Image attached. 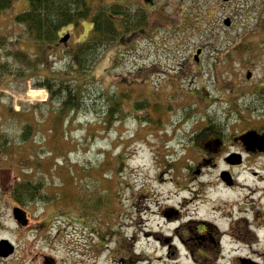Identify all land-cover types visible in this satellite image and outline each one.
Wrapping results in <instances>:
<instances>
[{
	"label": "rangeland",
	"instance_id": "1",
	"mask_svg": "<svg viewBox=\"0 0 264 264\" xmlns=\"http://www.w3.org/2000/svg\"><path fill=\"white\" fill-rule=\"evenodd\" d=\"M103 1L145 7L150 26L102 50L85 72L71 53L88 37V20L62 28L59 35L67 32V39L47 45L24 38L13 19L26 0H14L0 12V241L12 248L0 256V264H213L211 254L206 260L201 256L202 242L189 219L220 217L225 227L227 220L213 213L214 204L228 210L246 191L216 187L210 194L217 201L203 200V185L225 166L221 159L214 161L193 178L201 153L189 134L208 116L239 125L232 128L236 132L251 122L264 124L261 117L244 121L247 111L235 120L244 104L254 115H264L259 99L264 94V0ZM16 48L33 55V67L7 53ZM196 48L202 49L199 63L193 60ZM42 76L86 83L91 92L88 109L61 117L65 126L56 133L47 90L35 85ZM28 90H40L42 97L28 98ZM107 92L123 94L127 112L104 128ZM142 96L149 107L135 109L132 103ZM15 113L21 116L16 119ZM155 118L158 126L151 121ZM27 120L32 129L21 142L19 125ZM230 149L244 158L232 169L238 180L251 188L264 185L258 182L264 177V156L246 154L241 146ZM22 177L39 185L37 192L46 198L27 205L12 200L9 192ZM263 196L259 190L252 203L246 198L252 211L236 227L242 241L225 244L216 264H237L229 258L231 249L264 264V234L259 242L245 235L256 208L264 216ZM97 198L99 208L90 209ZM168 209L178 213L165 216Z\"/></svg>",
	"mask_w": 264,
	"mask_h": 264
},
{
	"label": "trees",
	"instance_id": "2",
	"mask_svg": "<svg viewBox=\"0 0 264 264\" xmlns=\"http://www.w3.org/2000/svg\"><path fill=\"white\" fill-rule=\"evenodd\" d=\"M14 0H0V12L8 9ZM26 7L24 10L16 13L13 17L15 23L20 24L23 27L22 36L27 40H31L36 43H46L51 45L59 40V32L62 28L69 25H76L79 21L88 20L90 22V31L88 37L76 44L75 49L71 55L73 57V63L80 71H86L91 68L99 53L104 49L112 48L122 41H128L132 34H135L139 30L147 31L150 26V16L145 7L136 6L132 8L129 5L117 2L106 3L103 0H26ZM20 36V35H19ZM240 42V41H239ZM242 43V42H241ZM237 44L238 46L241 45ZM236 43L233 44L235 47ZM237 48V46L235 47ZM234 48V49H235ZM250 49L256 50L255 46ZM7 53L12 54V58L21 61L25 68H29L32 61L34 64V58L24 49L16 48L12 52L10 50ZM3 62V60H2ZM5 70V69H4ZM71 81L51 77L42 76L36 86L45 88L47 90V102L52 103L51 111L55 114L54 121L58 125H53L55 133L60 131L61 117L67 118L70 114L78 112L79 110H87L90 104V96L87 95L91 92H86L88 87L86 83L78 85L77 83H70ZM107 96L103 97L105 102V108L103 114L106 118L102 121L104 128H109L112 121L120 119L127 110L122 108L123 103L120 100V96H124L119 93H106ZM89 96V97H88ZM258 99V98H256ZM259 99L264 104V94L259 96ZM150 102L146 96L138 97L132 106L135 109L143 108L144 110L149 107ZM130 111V110H129ZM247 111L249 113L248 119L261 117L264 120V115H254L253 108L244 104V106L238 111V117L235 119L240 121L241 114ZM10 112V110H9ZM21 113H15L18 119ZM212 116H208L204 125H226V123L219 120H213ZM145 122H150V118H144ZM143 120V121H144ZM152 123L156 126L159 123V119H152ZM257 124L251 122L246 124L245 127H255ZM20 126V141H26L28 139L27 134L32 129L30 121H24ZM244 127V128H245ZM264 126H262L263 128ZM52 130V129H50ZM212 129L204 128L202 130L195 131V138H200L203 132H211ZM63 133V132H62ZM196 140L197 146L201 142ZM39 185L33 183L28 178H21L13 186L10 191V197L16 203L21 205H27L32 200L44 197L37 192ZM46 198V197H44ZM100 199H95L90 209L96 210L99 208Z\"/></svg>",
	"mask_w": 264,
	"mask_h": 264
},
{
	"label": "flooded vegetation",
	"instance_id": "3",
	"mask_svg": "<svg viewBox=\"0 0 264 264\" xmlns=\"http://www.w3.org/2000/svg\"><path fill=\"white\" fill-rule=\"evenodd\" d=\"M195 61V60H194ZM200 58L195 61L196 63H199ZM239 126V125H237ZM235 125H199L196 130H202L204 128L212 129L211 132H203L201 134V140L200 138H195V131L189 134L191 141L199 140L201 141L199 143V146H197L198 151L201 153V157L197 159V168L194 169L196 171V174L193 173V178L196 177L197 174H201L204 168H209L210 166H213L214 161L222 160L224 163V168L219 169L216 171L215 175L213 176V180L206 182L203 185V200H210L212 198L213 202H216V197L211 196L210 189H214L216 187L223 188L230 192V190L234 193L239 192L237 191V184L244 183L247 186V190H244L245 194L244 197H239L238 200L232 201V206L229 207L228 210H224V208H221L217 206V204H214L212 211L214 214L220 213L221 219L227 220V226L221 227L220 226V217H212V218H205L200 219L199 221H194L190 217L189 222H192L195 231L198 234V237L200 238L201 243V256L203 259H208L210 257L214 258L213 264H216L218 262V259L221 257H224L225 250V244H234L237 241H242L239 239L240 236L237 235L236 227L239 225V220H241L240 223H243V219H247L248 212L252 211L249 204L246 203L247 200L252 203L254 200V197H252L251 192L253 190L259 191L264 190V185H257L255 184L252 188L249 184L245 183L243 181H239L237 176L233 174L232 169L234 167H237L241 164L243 161V156L240 150H231L230 146H241L243 151L246 154H257V155H263L264 152L259 150L257 146H254L252 149H247L244 142L240 139L241 135L246 132L247 130L255 131L259 135L264 134V125H256L255 127H245L243 131L236 132L232 131L233 127H237ZM233 161H239V162H233ZM251 175L256 176L258 174L257 171H250ZM264 180V177L258 180V182H262ZM260 187V188H259ZM241 202L244 203L243 206H241ZM236 207V208H235ZM169 210V209H168ZM238 213L236 215L235 213ZM178 213V210L170 209L169 211L163 212L165 216H171L176 215ZM238 218V219H237ZM264 221V216L259 217L258 215V209L256 208L254 212V216L252 217L251 221H246L245 224V235L249 234L250 236H255V242L261 238V235H263L259 229L261 226V222ZM252 224L253 228H250L249 226ZM259 225V226H258ZM249 227V228H248ZM193 231L192 226L186 228L187 234ZM264 236V235H263ZM183 245H186L187 241L181 240ZM259 242V241H258ZM189 248V247H188ZM238 249V248H237ZM188 251L192 254V250L188 249ZM229 253H232L229 258H231V262L236 260L237 264H259L258 261H256L254 258H252L251 254L249 253H237L234 252L235 250L231 249L229 250ZM230 262V261H229Z\"/></svg>",
	"mask_w": 264,
	"mask_h": 264
},
{
	"label": "water",
	"instance_id": "4",
	"mask_svg": "<svg viewBox=\"0 0 264 264\" xmlns=\"http://www.w3.org/2000/svg\"><path fill=\"white\" fill-rule=\"evenodd\" d=\"M223 23L225 25L230 24V19L229 17L224 18ZM68 37V34L66 33L63 37L62 40H66ZM200 48L196 49V53L194 55V59H198V54L200 53ZM250 76V71H247L246 77L248 78ZM240 139L244 142L246 145L247 149H252L254 146H257L259 150L264 151V134L259 135L255 131H247L244 134L241 135ZM233 162H238V161H233ZM14 216H17V213L14 211ZM11 246L6 243V241L1 240L0 241V256L7 255L8 253L11 252Z\"/></svg>",
	"mask_w": 264,
	"mask_h": 264
},
{
	"label": "bare ground",
	"instance_id": "5",
	"mask_svg": "<svg viewBox=\"0 0 264 264\" xmlns=\"http://www.w3.org/2000/svg\"><path fill=\"white\" fill-rule=\"evenodd\" d=\"M26 95L28 96V98H36V99H39L42 97V94H41V91L40 90H28V92L26 93ZM244 190H247V186L244 184V183H239L237 184V191H244ZM231 193H233L231 190H230ZM256 190H253L251 192L250 195H252V197H254V199L256 198L255 195H256ZM264 198V196H263ZM261 226H260V229L259 231L264 234V221L260 223ZM259 226V225H258ZM264 240V239H263Z\"/></svg>",
	"mask_w": 264,
	"mask_h": 264
}]
</instances>
